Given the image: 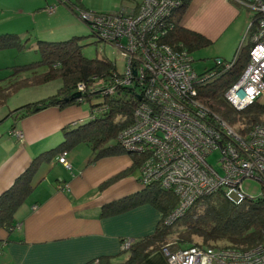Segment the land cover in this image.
Listing matches in <instances>:
<instances>
[{"label": "built area", "instance_id": "built-area-1", "mask_svg": "<svg viewBox=\"0 0 264 264\" xmlns=\"http://www.w3.org/2000/svg\"><path fill=\"white\" fill-rule=\"evenodd\" d=\"M233 1L253 11L246 35L231 60L221 59L214 69L202 73L195 70L193 55L186 47L166 41L179 0H143L134 8L122 7L116 12H96L80 5L69 9L120 54L121 71L114 63L110 83L97 89L103 96L123 88L133 93L137 101L133 120L117 140L125 152L141 158L142 187L156 184L178 198L167 224L184 216L199 198L218 190L235 204L255 198L243 188L246 179L259 181L264 195V123L255 122L243 131L245 124L231 125L213 113L198 93L200 85L234 65L249 36L250 59L224 97L238 111L264 102V0ZM56 8V4L49 5L46 10L53 14ZM77 91L86 92V84L79 83ZM107 109L104 105L94 110L91 118ZM10 132L19 140L24 138L22 130ZM215 152L220 154L218 168L208 161ZM57 161L67 169L72 167L68 151L60 152ZM135 241L123 240L122 249H129ZM161 252L168 264H264V241L248 249L175 248L168 243Z\"/></svg>", "mask_w": 264, "mask_h": 264}, {"label": "trees", "instance_id": "trees-1", "mask_svg": "<svg viewBox=\"0 0 264 264\" xmlns=\"http://www.w3.org/2000/svg\"><path fill=\"white\" fill-rule=\"evenodd\" d=\"M58 1L68 9L73 5L84 7L81 0ZM191 2L192 0H179V5L174 8L171 16L173 30L169 32L166 41L174 47L182 44L192 53L193 50L210 45L211 40L182 25ZM78 39L75 35L62 41L38 40L40 60L13 66L12 74L5 78L6 82L3 85H0L1 106L12 94L23 88L43 85L59 78L63 80L62 86L54 94L11 110L7 116L15 119H21L50 106L64 109L71 105L91 103L87 119L64 127V139L55 147L36 156L14 182L0 193V229L11 232L16 227L15 214L33 193L36 187L35 176L40 165L43 162H50L62 151L69 152L78 145L86 143L93 153L91 162L103 157L129 154L133 161L132 165L103 183L102 189L109 182L139 170L141 158L138 154L125 152L117 140L120 131L132 122L137 101L127 88L119 89L107 96H103L98 91L97 87H105L110 83V71L116 69L114 62L86 57L82 53ZM25 46V42L17 33L0 34V50L16 48L21 51ZM250 49V44L242 46L234 65L200 85L198 91L203 103L213 113L231 125L239 127L241 123L245 124L243 131L248 130L255 122L264 123V102H254L238 111L229 104L224 94L246 67L250 59ZM221 59L229 60L219 57L215 60L218 62ZM41 67L45 70L38 72L37 69ZM215 67L216 65L206 70ZM26 71H32L31 76L17 80V76ZM81 82L86 84L87 91L76 98L74 93L77 92L78 84ZM99 97L103 100L95 102ZM104 105H107L108 109L91 118V113ZM119 114L122 117L117 119ZM141 188L140 191L101 207L102 217L120 214L144 204H151L162 213L154 232L136 239L127 249L130 257L124 264H141L154 252H161L162 247L168 243H173L175 248L197 245L248 249L264 241V195L235 204L228 200L224 191L218 190L199 198L184 216L172 224H167L165 222L167 216L178 204L176 195L156 184ZM110 258L101 256L98 260L108 262Z\"/></svg>", "mask_w": 264, "mask_h": 264}, {"label": "crops", "instance_id": "crops-1", "mask_svg": "<svg viewBox=\"0 0 264 264\" xmlns=\"http://www.w3.org/2000/svg\"><path fill=\"white\" fill-rule=\"evenodd\" d=\"M142 1L122 0L117 7L134 8ZM81 3L87 9L105 5L91 0H81ZM243 7L233 0H192L182 25L210 39L220 54L234 56L251 18ZM44 70L37 69L38 72ZM31 74L32 71H26L17 77H29ZM5 82V78L0 79V85ZM55 92L49 91L46 96L41 95L42 92L39 97H31L25 103ZM89 113L90 109L84 105H71L64 109L50 106L21 119L10 116L12 122L8 125L0 122V193L36 156L64 139V127L87 118ZM12 129L22 130L24 138L19 140L10 132ZM77 147L78 150L68 152L72 167L67 169L63 166L67 172L47 174L57 165L58 155L40 165L33 193L15 214L16 227L11 232L0 229L1 263L112 264L126 251L122 249L123 240L139 239L156 229L162 213L151 204L116 215L100 216L104 204L142 189L136 173L101 188L103 183L132 165L131 156L123 153L91 162L93 153L90 146L80 144ZM46 163L48 170L44 166ZM101 256L111 258L108 262H100ZM141 264L168 262L162 252L157 251Z\"/></svg>", "mask_w": 264, "mask_h": 264}, {"label": "rangeland", "instance_id": "rangeland-1", "mask_svg": "<svg viewBox=\"0 0 264 264\" xmlns=\"http://www.w3.org/2000/svg\"><path fill=\"white\" fill-rule=\"evenodd\" d=\"M0 6V34L4 33H17L20 35L26 46L23 50L16 48H8L0 50V79L7 78L13 72V66L30 63L40 60V52L38 49V40L45 41H62L68 40L73 36H78V43L81 46L83 55L88 58H100L110 60L117 65L119 71H121L122 62L119 59V52L117 48L110 44L100 40L93 34L90 27L84 23L77 15L72 13L65 5L59 3L58 0H1ZM85 1V0H82ZM93 2L104 3L103 8H90L96 12H116L121 9L122 0H91ZM57 5L56 12L49 14L46 7L49 5ZM22 9V10H21ZM246 13L251 14L252 19L253 11L247 7H243ZM249 26V25H248ZM248 28V27H247ZM246 35V32L245 34ZM242 36V35H241ZM243 38V36H242ZM240 38V39H242ZM249 36L246 38L244 45L249 44ZM243 45V46H244ZM210 44L207 47L193 50L192 55L194 58L193 66L199 73L204 72L206 69L212 68L216 65V58L226 57L232 59L234 56H224L217 52ZM233 56V57H232ZM41 70L44 67L40 68ZM25 76H19L17 80L22 79ZM63 80L56 79L49 83L38 85L37 87L23 88L16 93L12 94L9 99L2 103L0 106V122L1 124L8 125L12 122V118L6 117L9 112L15 107L25 103L31 99V97H39V95H47L49 91H57L62 86ZM44 97V96H43ZM103 98L99 97L95 99V102H101ZM85 107L90 109L91 103H85ZM104 107V106H103ZM101 107H98V109ZM102 113V112H101ZM100 114V113H99ZM122 115H118L121 118ZM87 119V118H86ZM82 145H87L82 143ZM73 150H78V147ZM72 150V151H73ZM220 154L215 152L208 157L210 164L215 167L218 166ZM47 164V165H46ZM44 164L46 170H48V163ZM57 161V165L47 172L49 175H53L56 172H67ZM45 170V171H46ZM139 176V171L135 172ZM243 188L249 196L257 197L263 193V187L259 181L254 178L246 179L243 182ZM197 240H200L197 238ZM130 257L129 251L124 253L113 261L112 264H124Z\"/></svg>", "mask_w": 264, "mask_h": 264}, {"label": "water", "instance_id": "water-1", "mask_svg": "<svg viewBox=\"0 0 264 264\" xmlns=\"http://www.w3.org/2000/svg\"><path fill=\"white\" fill-rule=\"evenodd\" d=\"M82 95L80 91L74 93V97L79 98Z\"/></svg>", "mask_w": 264, "mask_h": 264}]
</instances>
